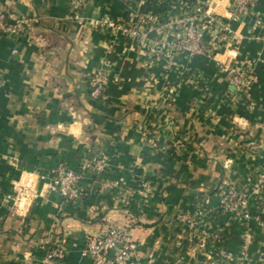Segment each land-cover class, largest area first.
<instances>
[{
	"label": "crops",
	"instance_id": "1",
	"mask_svg": "<svg viewBox=\"0 0 264 264\" xmlns=\"http://www.w3.org/2000/svg\"><path fill=\"white\" fill-rule=\"evenodd\" d=\"M197 6L215 19L204 53L163 46L181 32L164 25ZM232 6L0 0L8 23L25 21L17 34H0V264H39L52 246L66 252L60 264H91L82 248L109 227L135 242L139 264H237L243 252L246 264H264V228L219 208L224 190L249 191V172L264 164V0L237 20ZM76 9L81 24L70 20ZM151 15L160 30L142 22ZM245 64L252 78L237 91L227 69ZM102 68L121 80L94 101L87 82ZM83 158H102L105 169L82 173L81 198L66 202L49 188L51 171L60 163L77 171ZM20 188L29 196L19 211L7 197ZM262 190L249 212L264 221Z\"/></svg>",
	"mask_w": 264,
	"mask_h": 264
},
{
	"label": "built area",
	"instance_id": "2",
	"mask_svg": "<svg viewBox=\"0 0 264 264\" xmlns=\"http://www.w3.org/2000/svg\"><path fill=\"white\" fill-rule=\"evenodd\" d=\"M255 0H232V13L231 19L237 20L243 16H246L251 11ZM75 11V10H74ZM204 15L201 27L195 28L194 22L197 17L202 14ZM75 22L81 24L82 18L80 14L74 15ZM144 23H151L149 31H158L162 27H157L154 16H148L142 20ZM25 21L20 19L16 20L13 24L8 23L7 17L0 10V34H12L18 33L19 27L24 25ZM259 23L257 19L256 24ZM95 26H101L102 22L95 21ZM111 26L110 23H107ZM215 24V19L208 12H203L200 6L194 9L193 14L187 15L179 20L174 21L170 25H164L165 28L175 26L181 30L178 39L173 43H165L163 46H169L176 52H186L190 54L204 53V46L202 43L204 32L210 29ZM163 26V27H164ZM112 28H115L112 26ZM120 33L124 36H128L134 39H140L144 37L145 33H142L139 28L136 27H117ZM228 30L223 27V31ZM218 39L225 40L226 33L216 36ZM163 46H161L163 48ZM153 48L151 51L154 52ZM15 53V51H13ZM227 72L230 76L229 84L234 87L235 90L241 91L247 86L250 79L252 78L253 68L250 64H245L240 68L228 67ZM120 77L115 74H111L106 68H102L99 71L93 73L87 82L88 95L90 99L97 101L101 98L102 93L109 83H119ZM105 160L102 158L88 159L83 158L80 162L79 169L74 171L69 169L64 164H58L51 171V181L49 188L51 191L57 193L64 201L74 202L78 201L82 196V188L80 186V180L82 173L87 171H93L95 173H101L105 169ZM250 190H237V189H226L224 190L219 198V208L226 213L240 217L243 221L254 220L258 226L264 228V221L258 217H253L249 212V201L250 196L253 194L261 199L262 189L264 188V164L259 168L258 172L254 177H249ZM29 192L27 188H20L16 193L7 197L13 201V204L17 210H21L20 202L24 200L27 202ZM176 219L183 225L192 226L193 218L189 215L178 213ZM137 245L135 242L130 240L125 232L119 228L109 227L105 231L92 235L86 241L82 248L81 255L89 258L91 264H139L137 257ZM66 257V252L62 247L52 246L45 251L43 256L39 260V264H60L63 263ZM241 261L237 264H246L244 261L245 253L240 255ZM176 264V263H173Z\"/></svg>",
	"mask_w": 264,
	"mask_h": 264
},
{
	"label": "rangeland",
	"instance_id": "3",
	"mask_svg": "<svg viewBox=\"0 0 264 264\" xmlns=\"http://www.w3.org/2000/svg\"><path fill=\"white\" fill-rule=\"evenodd\" d=\"M75 14H80V12L76 9L75 11L73 10V12L71 11V13H70V20H72V21H76L75 20V18H74V15ZM97 27V26H96ZM203 41V40H202ZM253 172H249V177L251 176V174H252ZM252 177V176H251ZM170 264H172V263H170Z\"/></svg>",
	"mask_w": 264,
	"mask_h": 264
},
{
	"label": "water",
	"instance_id": "4",
	"mask_svg": "<svg viewBox=\"0 0 264 264\" xmlns=\"http://www.w3.org/2000/svg\"><path fill=\"white\" fill-rule=\"evenodd\" d=\"M75 129H78V124L74 126Z\"/></svg>",
	"mask_w": 264,
	"mask_h": 264
}]
</instances>
